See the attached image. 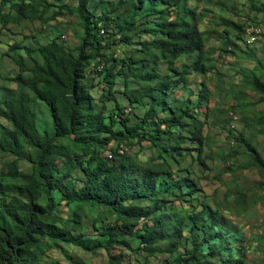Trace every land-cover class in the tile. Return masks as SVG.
<instances>
[{"label": "trees", "instance_id": "trees-1", "mask_svg": "<svg viewBox=\"0 0 264 264\" xmlns=\"http://www.w3.org/2000/svg\"><path fill=\"white\" fill-rule=\"evenodd\" d=\"M200 1L76 0L75 7L59 6L46 16L54 7L49 0H0V35L10 24L46 23L64 10L83 30L71 50L55 37L37 47L15 43L6 53L19 72L5 78L16 88L0 96V118L11 126L0 133V153L13 157L0 171V264H63L46 260L60 244L104 249L109 264L126 259L111 253L117 247L146 259L167 253L168 264H247L231 252L230 229L218 210L200 199L201 186L184 165L196 153L206 167L210 114L204 119L200 110L207 97L199 92L195 105L171 98L190 89L192 76L213 70ZM222 22L227 33H245L231 19L223 16ZM223 39L224 46L238 47ZM117 42L122 58L111 52ZM95 74L108 88L100 101L93 93L97 85L85 83ZM243 78L264 104V79L255 73ZM235 98L248 108L245 92ZM123 102L145 111L135 125ZM33 103L48 110L51 129H40ZM257 125L264 126V111ZM232 140L264 179L258 149L244 135ZM145 144L153 152L149 158L127 153ZM220 155L229 160L235 154ZM21 161L29 167L23 169ZM260 187L264 190V181ZM259 199L264 204V195ZM235 200L241 215L247 195L238 193ZM85 217H91V232ZM88 233L93 242L85 239Z\"/></svg>", "mask_w": 264, "mask_h": 264}, {"label": "rangeland", "instance_id": "rangeland-1", "mask_svg": "<svg viewBox=\"0 0 264 264\" xmlns=\"http://www.w3.org/2000/svg\"><path fill=\"white\" fill-rule=\"evenodd\" d=\"M49 2L53 3L54 7L46 16L58 12L59 6L73 8L77 3L76 0H49ZM199 7L204 14L201 28L208 30L209 33L207 50L213 70L207 76H192L188 84L190 89L178 91L171 98L179 102L192 100V104L195 105L199 92L203 91L206 95L207 99L200 110L204 119L207 112L210 114L204 133V137L208 139L203 154L206 167L201 166L196 153L194 156H189L184 165H188L191 177L201 186L200 199L209 202L212 208L217 209L230 229L226 232V236L231 239V252L244 257L247 264H264V204L259 199V195H264V190L260 187L264 179L250 165V159L245 151L232 140L233 136L244 135L264 157V126L257 125L258 114L264 111V104L259 101L260 95L245 85L243 78L245 75L255 73L264 79V0H201ZM223 16L241 24L245 33L241 34L233 29L227 33L222 22ZM255 30L259 31V36L255 42L249 43L250 37L248 38L247 34ZM82 35L83 30L76 16L65 10L56 20L46 23L37 20L26 21L21 25L10 24L0 35V96L8 87L16 88L15 83L9 84L5 81V78L14 77L19 72L18 66L6 56L11 45L21 43L37 47V42L46 44L55 37H60L71 50L79 44ZM224 36L231 43L235 42L238 47L224 46ZM111 52L121 58L125 55L120 42L115 43ZM20 53L25 56L24 50ZM219 75L222 78H219ZM99 81L97 74L85 80L89 87L92 84L97 85L93 88V93L98 101L101 100L100 96L104 91H108L105 84ZM202 84H205L206 89ZM124 87L125 81L120 78L117 89L122 91ZM216 88L219 89V93ZM244 92L248 108L239 107V102L235 98L236 95L239 97ZM117 96L123 99V96ZM123 103L131 124L135 125L145 111L140 107L130 108L127 102ZM109 106H111L110 102ZM33 108L38 114L40 129L45 127L51 129L48 110L40 103H33ZM10 127L7 121L0 118V133ZM127 153L138 155L142 160L153 154L148 144L142 148L138 146L127 148ZM220 154L235 155L229 160H224ZM12 158L8 154L0 153V171ZM20 164L23 169L29 167L25 161H21ZM82 176L81 172H77V178ZM79 183L81 184V181ZM238 193L247 195L245 208L241 207V215L235 200ZM181 204L189 209L194 207L190 203ZM177 205L180 206L179 203ZM84 223L86 231L91 232L93 228L91 217H85ZM85 239L93 242L89 233L85 235ZM133 242L137 245L136 241ZM186 246L190 247L188 244ZM111 253L125 255L126 259L121 264H168L169 259L167 253L146 259L140 254L130 253L129 250L119 247L113 248ZM109 257L104 249L88 251L74 244H60V249H54L46 260L59 259L63 264H109Z\"/></svg>", "mask_w": 264, "mask_h": 264}, {"label": "built area", "instance_id": "built-area-1", "mask_svg": "<svg viewBox=\"0 0 264 264\" xmlns=\"http://www.w3.org/2000/svg\"><path fill=\"white\" fill-rule=\"evenodd\" d=\"M102 33H104V31H103ZM253 33H256V34L253 35ZM258 33H259V31H257V30L252 31V32L250 33V36H251V37H250V39L248 40V42H249V43H253V42H255Z\"/></svg>", "mask_w": 264, "mask_h": 264}]
</instances>
